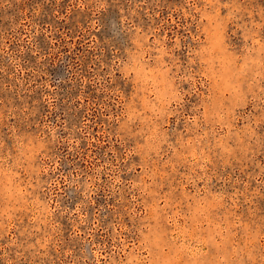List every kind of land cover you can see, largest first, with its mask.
<instances>
[{
  "label": "rangeland",
  "instance_id": "1",
  "mask_svg": "<svg viewBox=\"0 0 264 264\" xmlns=\"http://www.w3.org/2000/svg\"><path fill=\"white\" fill-rule=\"evenodd\" d=\"M0 264H264V0H0Z\"/></svg>",
  "mask_w": 264,
  "mask_h": 264
}]
</instances>
